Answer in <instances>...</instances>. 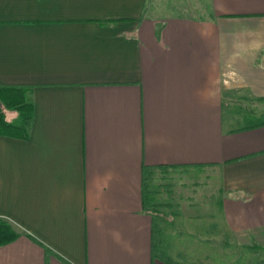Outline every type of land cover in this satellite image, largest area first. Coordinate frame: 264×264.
<instances>
[{"label":"crops","instance_id":"1","mask_svg":"<svg viewBox=\"0 0 264 264\" xmlns=\"http://www.w3.org/2000/svg\"><path fill=\"white\" fill-rule=\"evenodd\" d=\"M157 1L0 0V84L34 106L27 138L0 134V219L20 233L0 264H170L154 245L210 264L170 219L221 244L264 228V121L233 124L264 115V0Z\"/></svg>","mask_w":264,"mask_h":264},{"label":"rangeland","instance_id":"2","mask_svg":"<svg viewBox=\"0 0 264 264\" xmlns=\"http://www.w3.org/2000/svg\"><path fill=\"white\" fill-rule=\"evenodd\" d=\"M151 7V5H150ZM156 7L158 12L166 14V15H175V16H194V17H202L201 13L197 9L196 3L192 0H158L156 3ZM204 17V16H203ZM258 108L253 106V104H249L247 109L240 110L241 117H237L236 121L233 122L234 126L243 127L245 125L251 123H259L264 121V115L258 114ZM264 112V111H263ZM173 175L176 176L178 172L172 171ZM195 175L199 178V171L196 170ZM156 175V183H164L159 175L165 176V174H159V171ZM173 181V180H172ZM191 181V182H190ZM181 181L171 182V189H198L192 184V182H196L195 178ZM211 184H204L206 188H208ZM215 186V182L211 187ZM197 187V188H196ZM219 195V192H218ZM217 199H220L219 196ZM164 212V211H163ZM169 227H175L177 230L180 229L187 235L190 239H183L185 241L190 242L193 246L196 244L197 247L194 249H198L195 251L196 256H200L201 258H209L212 263L210 264H260L261 261L264 260V228L258 229L253 237L250 239L246 236L247 232L241 231L239 237L230 236L226 238L217 239L222 241V244L214 241L213 239H209L206 236L205 232L199 226H190L188 224H184L181 226H176L173 224V219H170L168 222ZM176 239V238H175ZM181 239V238H180ZM225 239L228 241L227 244H224ZM191 246V247H193Z\"/></svg>","mask_w":264,"mask_h":264},{"label":"trees","instance_id":"3","mask_svg":"<svg viewBox=\"0 0 264 264\" xmlns=\"http://www.w3.org/2000/svg\"><path fill=\"white\" fill-rule=\"evenodd\" d=\"M27 87L10 86L0 84V134L13 135L20 138H27L33 123L34 106L27 99ZM7 111L17 112L16 119L7 117ZM261 125L264 124L260 123ZM152 169L147 166L143 169V191L146 207H158L161 203L153 202L155 190L152 189ZM20 233L6 220L0 219V246L15 241ZM153 255L159 256L167 263L176 264L169 260L166 255L154 245ZM264 264V260L260 262Z\"/></svg>","mask_w":264,"mask_h":264}]
</instances>
